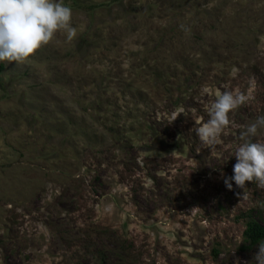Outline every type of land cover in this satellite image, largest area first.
<instances>
[{"label":"rangeland","instance_id":"obj_1","mask_svg":"<svg viewBox=\"0 0 264 264\" xmlns=\"http://www.w3.org/2000/svg\"><path fill=\"white\" fill-rule=\"evenodd\" d=\"M64 2L72 41L0 62V264H251L264 188L223 181L264 116V0ZM235 88L211 151L195 121Z\"/></svg>","mask_w":264,"mask_h":264},{"label":"clouds","instance_id":"obj_2","mask_svg":"<svg viewBox=\"0 0 264 264\" xmlns=\"http://www.w3.org/2000/svg\"><path fill=\"white\" fill-rule=\"evenodd\" d=\"M72 16V9L64 0H0V62H25L57 33L72 41L77 36ZM207 91L205 88L204 92ZM214 96L207 108L208 119L195 121L199 125L196 135L211 151L220 144V134L229 124V113L251 99L248 92L239 88L216 91ZM262 131L264 116L257 117L240 132L241 142L231 155L236 158L233 174L225 176L223 181L229 190L233 182L240 189H245L246 182H255L258 188H264V142L253 140ZM245 195L243 192L242 199ZM252 262L264 264V242L260 243Z\"/></svg>","mask_w":264,"mask_h":264},{"label":"trees","instance_id":"obj_3","mask_svg":"<svg viewBox=\"0 0 264 264\" xmlns=\"http://www.w3.org/2000/svg\"><path fill=\"white\" fill-rule=\"evenodd\" d=\"M80 9H86L85 6L81 5L80 3H75ZM103 6V5H102ZM101 7L100 5H91L90 9ZM245 240L249 242L251 246L260 244L261 242H264V228L260 226L256 222H249L247 225V229L244 233Z\"/></svg>","mask_w":264,"mask_h":264}]
</instances>
